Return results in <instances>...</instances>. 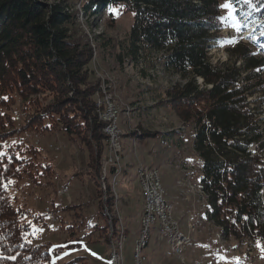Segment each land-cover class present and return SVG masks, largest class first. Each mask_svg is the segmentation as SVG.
<instances>
[{
    "label": "trees",
    "instance_id": "1",
    "mask_svg": "<svg viewBox=\"0 0 264 264\" xmlns=\"http://www.w3.org/2000/svg\"><path fill=\"white\" fill-rule=\"evenodd\" d=\"M223 1L228 0H84L82 10L96 17L107 11L110 18L113 8L134 12L117 61L138 64L143 52L161 55L164 69L181 79L166 103L193 129L207 219L225 239L264 240V130L251 99L264 91V59L238 44L228 62L213 64L210 52L225 24ZM232 7L264 24V0H232ZM72 9L69 0H0V142L16 128L10 106L18 104L25 129L61 130L81 141L100 187L108 138L96 106L101 88L91 66L92 45L77 35ZM18 149L0 152V264L53 263L58 249L30 240L31 226L9 195L11 180L32 174ZM98 196L102 210V189ZM105 204L115 207L111 187Z\"/></svg>",
    "mask_w": 264,
    "mask_h": 264
},
{
    "label": "rangeland",
    "instance_id": "2",
    "mask_svg": "<svg viewBox=\"0 0 264 264\" xmlns=\"http://www.w3.org/2000/svg\"><path fill=\"white\" fill-rule=\"evenodd\" d=\"M83 1L69 0L78 16L77 35L92 45L91 66L99 80L100 91L103 85H109V95L120 109L118 125L125 132L119 151L123 170L117 177L116 186L114 170H110L108 178V187L113 185L114 197L117 194L113 210L105 204L113 219L109 221L101 210L100 187L90 172L88 150L81 141L61 130L25 129L18 104H14L10 109L16 116V128L0 142V152L19 148L18 154L28 159L27 164L30 162L26 169L32 174L26 172L22 178L11 180L9 190L14 207L31 226L30 240L58 249V254L51 259L54 262L49 264H104L106 253L109 256L111 248L119 246L124 233L126 244L122 253L125 264L126 261L132 264L134 232L128 239L126 227L118 218V209L122 211V218H128L129 226L135 228L137 207L142 202L137 170L140 166L154 164L159 169L166 198L174 206L176 220L182 231L190 234L192 242L185 252L184 263L175 256L165 239L153 234L145 251L148 256L145 264H264V252L257 246V242L264 246V240L251 237L225 239L221 229L207 219V201L200 188L201 161L192 145L193 129L185 125L166 103L167 92L181 81L179 76L164 69L161 55L143 52L138 64H120L117 54L133 27L134 12L114 8L117 12L112 15L115 18L112 25V16L110 18L107 11L98 17L83 13ZM221 11L222 15H228V10L221 7ZM235 15L244 27L239 32L228 23L220 27L219 41L210 52L213 64L228 62L230 50L238 44L264 59V24L251 21L250 16L241 11ZM101 32L102 37H99ZM109 42L108 47L104 46ZM261 73L264 79V68ZM98 99H101V92ZM251 99H256L252 107L259 112L264 130V91ZM179 130L181 133H177ZM140 131L150 132L152 137L134 135ZM165 132L175 133L174 142L167 139L165 143L168 136ZM32 148L37 149L36 154H29ZM193 213L196 214L194 225L190 218Z\"/></svg>",
    "mask_w": 264,
    "mask_h": 264
},
{
    "label": "bare ground",
    "instance_id": "3",
    "mask_svg": "<svg viewBox=\"0 0 264 264\" xmlns=\"http://www.w3.org/2000/svg\"><path fill=\"white\" fill-rule=\"evenodd\" d=\"M105 86L106 85H103L102 88ZM98 100H101V99H98ZM109 100L114 106H117L116 104L113 103L114 100H112L111 95H109ZM96 106H97V109L99 111V115H100L99 117L104 120V115H101V108H100V106H98L97 101H96ZM118 111L120 114L119 107H118ZM118 117L119 116H117V115H110V124H116V131L118 132L117 137L114 138L113 153H116L118 156V159H119L120 158L119 157L120 156L119 151L122 148L121 138L123 136V131L118 125ZM104 130H105V132L108 136V139H109L110 128H105ZM122 170H123V168H122V165H121L120 160H119V168H118L117 172H114L115 175L113 177L114 182H115V186L117 184V182H116L117 177H118V175H120ZM109 172H110V170H106V174L100 175L99 183H100V187H101L103 192H104V190H106V192L108 190L107 188H108V184H109L108 183ZM160 176L161 175L159 173V169L155 168V167H140L137 170V177L139 180V184H140L142 192L145 196L144 197L145 198V204H144L143 212H142V215L140 218L139 233H138V236L134 242L133 264H145V262H147L148 256H147L145 251L148 248V246H149V244L153 238L152 237L153 234H155L159 239H160V237L165 239L167 244H169V245L171 244V235L164 228L163 222H170V213L173 211V204H170V202L166 198V191L164 189V186L162 184V180H161ZM111 187H113V185ZM156 189H158L160 191V192H158V199L163 202L161 206H160V201H150V194L149 193H155ZM115 197L117 199L116 193H115ZM106 208H103V212L105 213L108 220L111 221V219H113L112 214H111V210L107 205H106ZM107 212L109 214H107ZM147 217H149L148 229H147V233H145V224L147 221ZM176 225H177L178 234L172 235V242L184 241V236H188L189 234H185L182 231L181 226L177 220H176ZM126 231H127V229H126ZM116 233H118V231H116ZM124 238H125V235L123 233V234H121V241L119 242V246L111 248L110 254L106 260H111L112 253L114 251V254L116 256V258H114V264H125V258H124L123 253H122V249L124 248V242H126V240ZM190 238H191V236H190ZM161 241H163V240L161 239ZM191 242H192V238H191ZM172 249H173V252L175 253V248H172Z\"/></svg>",
    "mask_w": 264,
    "mask_h": 264
},
{
    "label": "built area",
    "instance_id": "4",
    "mask_svg": "<svg viewBox=\"0 0 264 264\" xmlns=\"http://www.w3.org/2000/svg\"><path fill=\"white\" fill-rule=\"evenodd\" d=\"M101 92V100H97L98 106L101 108V115H104V122L105 127L104 128H110V136L107 142V156L103 161V165L101 168V174H106V170H114V172H117L119 168V159L116 153H113V145H114V138L117 137L118 132L116 131V124H110V115H117L119 116L118 106H114L110 100H109V85L106 83V86L102 88ZM100 179V176H99ZM101 189V187H100ZM158 192H160L158 189H156L155 193H149L150 194V201H160L158 199ZM105 196H106V190H104V203L102 208H106L105 205ZM162 201H160V206L162 205ZM107 209V208H106ZM107 214H109L107 212ZM176 214L174 211L170 213V222H163L164 228L167 230V232L171 235V248H175V256L179 258L181 262L186 263V256L185 252L187 251L188 247L191 245V238L190 234L188 236H184V241L179 242H172V235H177V225H176ZM190 218H193V225L196 224V214H192ZM148 220L149 217H147V221L145 224V233H147L148 229ZM126 242H124V245ZM114 258H116L114 251L112 253L111 260L104 261V264L106 262L110 261L111 264H114Z\"/></svg>",
    "mask_w": 264,
    "mask_h": 264
},
{
    "label": "crops",
    "instance_id": "5",
    "mask_svg": "<svg viewBox=\"0 0 264 264\" xmlns=\"http://www.w3.org/2000/svg\"><path fill=\"white\" fill-rule=\"evenodd\" d=\"M116 95H117V93H116ZM166 133V132H165ZM125 134V132L123 131V135ZM167 139H171L170 141L171 142H174V140H175V136L173 137L172 135H168V136H166V138L164 139L165 140V143H166V141L168 142V140ZM178 140V139H177ZM176 140V141H177ZM106 156H107V152H106V154H105ZM106 156H105V158H106ZM104 158V159H105ZM141 167V166H140ZM139 167V168H140ZM150 167H154V164H152ZM110 175L111 176H113V174H112V171H111V173H110ZM137 181H138V178H137ZM141 188V187H140ZM142 190V189H141ZM142 193V202H141V204L137 207V217H138V222H137V225H136V227L135 228H132L131 226H129V223L127 222V220H128V218L126 217V216H124L123 218H122V216L121 215H123L122 214V211H120L118 208H119V206H118V204H117V209H118V211H119V219L121 220V223H123V225L126 227V229H127V235H128V239H129V237H130V234L132 233V232H134V240H133V245H134V242H135V239L137 238V236H138V233H139V229H140V218H141V215H142V212H143V208H144V195H143V192H141ZM159 241V240H158ZM163 241H160V243H162ZM107 254H108V252L106 253V255H105V257H104V260H103V263H104V261H106V259H107ZM131 262H132V264H133V258H132V256H131ZM126 264H127V261H126Z\"/></svg>",
    "mask_w": 264,
    "mask_h": 264
},
{
    "label": "snow or ice",
    "instance_id": "6",
    "mask_svg": "<svg viewBox=\"0 0 264 264\" xmlns=\"http://www.w3.org/2000/svg\"><path fill=\"white\" fill-rule=\"evenodd\" d=\"M245 3L251 4V0H244ZM222 8L228 10V15L226 17H221L220 19L225 23H228L230 27H232L235 31L239 32L244 25L240 22L239 18L235 15V9L232 7V0H228L224 5H221ZM113 13H116V9H110ZM0 155H4L0 153ZM6 187V186H5ZM257 246L261 247V251L264 252V246H261L259 242H257ZM92 255H96L92 253ZM106 264H111L110 261L106 262Z\"/></svg>",
    "mask_w": 264,
    "mask_h": 264
}]
</instances>
